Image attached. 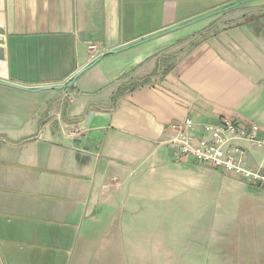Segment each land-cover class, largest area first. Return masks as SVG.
<instances>
[{
  "label": "crops",
  "instance_id": "crops-1",
  "mask_svg": "<svg viewBox=\"0 0 264 264\" xmlns=\"http://www.w3.org/2000/svg\"><path fill=\"white\" fill-rule=\"evenodd\" d=\"M243 2L0 0V240L25 241L34 264L170 255L171 216L203 211L218 170L176 155L170 123L264 132V34L226 17Z\"/></svg>",
  "mask_w": 264,
  "mask_h": 264
},
{
  "label": "rangeland",
  "instance_id": "rangeland-1",
  "mask_svg": "<svg viewBox=\"0 0 264 264\" xmlns=\"http://www.w3.org/2000/svg\"><path fill=\"white\" fill-rule=\"evenodd\" d=\"M244 1L238 5V12L229 11L227 19L242 18L248 34H264V0ZM226 174L223 177L220 169L214 172L209 193L199 202L203 211L189 213L179 209L171 216L175 220L167 224L163 241L172 247L171 254L154 257L156 264H264V186ZM200 217L209 221L202 236L198 234L197 222H193ZM12 242L7 246L0 240V263L29 264L30 261L34 264L29 255L32 249L23 244L25 241ZM152 258L151 255L141 257L136 263L154 264ZM113 263L123 264L122 257L114 256Z\"/></svg>",
  "mask_w": 264,
  "mask_h": 264
},
{
  "label": "built area",
  "instance_id": "built-area-1",
  "mask_svg": "<svg viewBox=\"0 0 264 264\" xmlns=\"http://www.w3.org/2000/svg\"><path fill=\"white\" fill-rule=\"evenodd\" d=\"M88 48L90 61H93L96 45L89 44ZM169 128L171 133L165 142L175 150L176 155H187L251 184L264 186V162L256 168L248 166L240 144L244 141L264 149V132L256 123L219 117L217 122L202 123L198 136L195 133L196 123L190 118L173 121ZM72 133L80 135L82 132L73 128Z\"/></svg>",
  "mask_w": 264,
  "mask_h": 264
}]
</instances>
